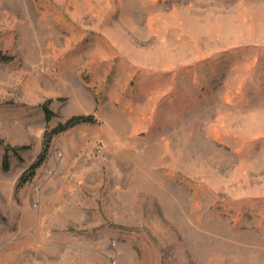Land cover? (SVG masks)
I'll return each mask as SVG.
<instances>
[{
	"label": "rangeland",
	"instance_id": "1",
	"mask_svg": "<svg viewBox=\"0 0 264 264\" xmlns=\"http://www.w3.org/2000/svg\"><path fill=\"white\" fill-rule=\"evenodd\" d=\"M0 264H264V0H0Z\"/></svg>",
	"mask_w": 264,
	"mask_h": 264
},
{
	"label": "trees",
	"instance_id": "2",
	"mask_svg": "<svg viewBox=\"0 0 264 264\" xmlns=\"http://www.w3.org/2000/svg\"><path fill=\"white\" fill-rule=\"evenodd\" d=\"M6 59V58H3ZM50 101H46L42 105V109L44 112L45 120L50 121L51 118L55 115L51 109L49 108ZM95 119L92 115H76L72 116L69 119H67L65 122L58 124L56 127L51 129L49 132H46L43 136V149L41 153L38 155L36 161L30 165L28 168L27 172H25L19 179L18 181V187L23 185L25 182L29 181L32 176L34 175L35 170L44 162L50 142L52 138L74 126H77L79 124L83 123H94ZM22 149L27 148V147H20ZM16 150V149H15ZM2 168L3 170H8L9 169V160H8V155H4L3 162H2Z\"/></svg>",
	"mask_w": 264,
	"mask_h": 264
}]
</instances>
